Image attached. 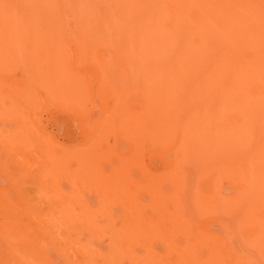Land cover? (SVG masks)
<instances>
[{
    "label": "bare ground",
    "instance_id": "obj_1",
    "mask_svg": "<svg viewBox=\"0 0 264 264\" xmlns=\"http://www.w3.org/2000/svg\"><path fill=\"white\" fill-rule=\"evenodd\" d=\"M64 48L105 76L131 152L37 132L39 89L74 112L88 86ZM21 66L0 83V264H264V0H0V75ZM143 139L175 146L172 171L140 165Z\"/></svg>",
    "mask_w": 264,
    "mask_h": 264
},
{
    "label": "rangeland",
    "instance_id": "obj_2",
    "mask_svg": "<svg viewBox=\"0 0 264 264\" xmlns=\"http://www.w3.org/2000/svg\"><path fill=\"white\" fill-rule=\"evenodd\" d=\"M67 42H69V43L73 42L75 44L74 41H72V42L67 41ZM72 44H70V45H72ZM74 44H73L74 48H72V52L76 53L77 49H75V46L77 47L78 44L77 43H76L77 45L76 44L74 45ZM64 45H65V48L68 47L67 49L72 47L68 44H65V42H64ZM66 45H67V47H66ZM103 47H106V46H103ZM108 48H109L108 45H107V48H105V49L104 48L101 49L98 46V49L99 50L101 49V50H100V52H99V50H97V51H95V53H97V55H99V56H102V54H104V53H105V56L109 54L108 55V58H109V56H111V54H110L111 52L110 53H108V52L111 51V48L109 49V51L106 50ZM66 51L67 50L65 49V52ZM67 52L66 53L69 55L72 54L71 50H70V53H69V51H67ZM74 54H72L70 57L72 65L69 64V66H71V68L73 66V69H75L74 71L77 73L80 72L79 74L85 80L88 81V86L85 87L84 97L82 98L81 102H79L76 105V107H75L76 110H73L74 112H72V111H70V108L67 105L63 104L62 102H60V103L49 102L47 95L43 89L37 88L40 90V93H39L40 96L38 95V92H37L38 90L36 91V89H35V91L37 92L35 94L39 96V99H38L39 101L37 102L38 106H36L35 111L33 110L34 112L29 113V116L31 115V118L33 119V121H36L37 132L40 134H41V132H43L44 135H47L48 137L49 136L52 137L49 139L52 140V144L54 143L52 150L55 153H58L59 150L62 149V147H64V148L67 147V148H71V149H79V148H83V147L85 148L86 146L88 147V145L90 143H93L92 142L93 139H94V141H96L95 139L97 138L99 140V137L103 138V140L105 141L104 142L101 139L102 143L104 142V144L106 145L105 148H111L112 151H114L117 148L118 151L120 150L119 152L122 151V153H121L122 155H123V152L124 153L125 152L126 153L131 152L133 149V144L125 136H123L122 138L126 139L127 141L119 140V138H117L118 134L113 129L110 128V122H111L110 117H105V114H106L105 110H107L108 104H106L107 102L106 101L104 102L103 100L106 97L103 98L104 96L98 95V92L95 91L96 85L98 83H100L101 81L105 80V76L100 74L99 72H95V71H97V69H96L97 66H95L92 63L88 62L90 66L88 65V63L82 64V62L75 64L74 63L75 57L72 58V56H74ZM105 56H102V57H105ZM81 64H82V66H81ZM20 65H22V64H20ZM20 65H18V66H20ZM74 65H75V67H74ZM18 66L16 65L15 67L17 68ZM15 67H14V70H15ZM94 69H95V71H93ZM14 70H13V72H11L10 70H9V72L6 71L7 75H5L6 73L2 76L0 75L1 78H3V80L0 78V83L2 84V86H4L3 93H5L7 86H8L7 90H9V92H11V90H13V89L23 88L22 81L24 82V86L29 82V79L27 76L28 74L26 73V71L24 70V68L22 66H21V68L19 67V70L18 69L16 71H14ZM21 71L25 72L27 75L24 74V77H23V73ZM12 73H15V74H12ZM0 74H2V73H0ZM8 74H9V76H8ZM137 75H141V74H137ZM165 76L168 77V74H166ZM25 77H27V78L24 79ZM5 78H7V80ZM169 78H173V75H169ZM11 79H12V81L14 79V82H11ZM15 79L17 80V82H15L16 81ZM21 79H23V80H21ZM138 79L140 80L141 76ZM20 80H21V84L18 85L20 83L19 82ZM25 80H26V82H25ZM4 83H5V85H4ZM9 86H11V87H9ZM82 90H84V88H82ZM0 92H2V91H0ZM6 94H8V92H6ZM38 96H36V97L34 96V97L37 99ZM81 96H82V94L80 93V97ZM128 100L133 103L131 106V108H133V110H138L139 105H141L143 103L142 96L138 95L135 92H130L128 94L126 102H128ZM104 104L107 106L106 109H105ZM63 105L66 106V109L64 108L65 106L63 107ZM72 109L73 108H71V110ZM129 109H130V104H129ZM0 110L2 111V112L0 111V116L1 115H2V117H3V115L5 116V119H4V117L2 119L0 117V124H3L2 126H4L3 128H5V129H3V132L6 129H7V131L8 130H15L16 127L18 126V123L16 124L15 121L10 120L9 118H7V120H6L5 112L2 109H0ZM107 113H109V112H107ZM3 120H5V122H3ZM114 120H115V125L117 124V125L123 126L125 123V119L123 117H120V118L114 117ZM10 121H11V123L13 122L12 125L10 124ZM7 122H9V123H7ZM4 124L7 126H5ZM9 126L12 127L13 129H9ZM121 130L123 132H125L124 129H121ZM0 135H2V134H0ZM97 135L99 137H97ZM1 138H2V136H0V139ZM140 139H142V137ZM53 140H55V141L57 140V143H60V144L57 146V143L55 144V142ZM90 140H91V142H90ZM144 140L145 139H143L141 141H144ZM88 142H90V143H88ZM83 143H85V144H83ZM136 143H138V141H136ZM1 144H3V143H1ZM52 144L50 141V145H52ZM61 145H64V146H62L60 149L59 147ZM164 145H166V146L163 149V146H157V143L153 144L151 141H149V142L144 141L138 147V148L144 149L141 161L138 158L140 165L142 167L146 166L148 168L147 170L154 175H161V174L163 175V174H167L168 172L172 171V169H171L172 165H171V161H170L172 159V157H171V155L169 156L168 154L171 153V150L174 151L175 146L173 147L170 144H164ZM50 147H52V146H50ZM146 151H147V154L145 155ZM114 152L117 153V150H115ZM34 154H35V156L38 155L37 152L33 153V155ZM117 154L121 155L120 153H117ZM32 160H34V157H31V161ZM104 163L105 162H103V164ZM107 164H108V162H107ZM103 166H105V168H106L109 165L108 166L103 165ZM134 168L137 169L136 166ZM140 170L141 169L139 168L136 170V172H139ZM2 171H4V172H2ZM7 179H8V176L5 172V168L3 165L0 164V185L5 187L7 185ZM226 185H227V183L225 181H223L222 184H220V186H221V188H223V190L225 189ZM7 189L10 191L11 194L15 193L13 191V189H11V188H7ZM141 195L144 196L145 198L149 199V196L145 192L141 193ZM142 196H140V197L142 198ZM17 204L20 206V208H24V206H25L24 201L20 200V199H17ZM209 219L211 221H214V219H217V216L215 214H211L209 216Z\"/></svg>",
    "mask_w": 264,
    "mask_h": 264
}]
</instances>
